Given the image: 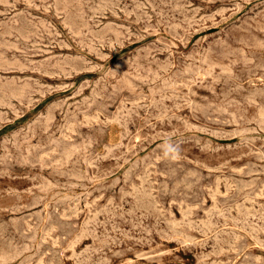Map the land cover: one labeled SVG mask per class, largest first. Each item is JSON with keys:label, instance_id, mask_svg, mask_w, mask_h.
I'll return each instance as SVG.
<instances>
[{"label": "rangeland", "instance_id": "1", "mask_svg": "<svg viewBox=\"0 0 264 264\" xmlns=\"http://www.w3.org/2000/svg\"><path fill=\"white\" fill-rule=\"evenodd\" d=\"M0 21V264H264V0H0Z\"/></svg>", "mask_w": 264, "mask_h": 264}, {"label": "bare ground", "instance_id": "2", "mask_svg": "<svg viewBox=\"0 0 264 264\" xmlns=\"http://www.w3.org/2000/svg\"><path fill=\"white\" fill-rule=\"evenodd\" d=\"M51 1V0H50ZM58 1V0H57ZM60 1V0H59ZM45 2V1H44ZM67 2V1H66ZM75 2V1H74ZM5 3V2H4ZM234 3V2H233ZM238 3V2H237ZM60 4H61V2H60ZM66 4V3H65ZM72 4V3H71ZM44 5V4H43ZM62 5V4H61ZM48 6V5H47ZM65 6V5H64ZM184 6V5H183ZM55 7V6H54ZM60 7V6H59ZM75 7V6H74ZM48 8V7H47ZM186 8H187V6H186ZM44 9V8H43ZM83 9V8H82ZM139 9V8H138ZM58 10V9H57ZM77 10V9H76ZM186 10V9H185ZM7 11V10H6ZM63 11V10H62ZM61 11V12H62ZM71 12V11H70ZM73 12V11H72ZM75 13V12H74ZM79 13V12H78ZM147 13V12H146ZM199 14V13H198ZM57 15V14H56ZM70 15V14H69ZM78 15V14H77ZM71 16V15H70ZM79 16V15H78ZM77 16V17H78ZM130 16V15H129ZM136 16V15H135ZM72 18V17H71ZM190 18V17H189ZM199 18V17H198ZM248 18V17H247ZM38 19V18H37ZM85 20V19H84ZM190 20V19H189ZM193 20V19H192ZM32 21V20H31ZM34 21V20H33ZM65 21V20H64ZM71 21V20H70ZM191 21V20H190ZM1 22V21H0ZM42 22V21H41ZM44 22V21H43ZM192 22V21H191ZM214 22V21H213ZM110 23V22H109ZM190 23V22H189ZM13 24V23H12ZM29 24V23H28ZM43 24V23H42ZM41 24V25H42ZM70 24V23H69ZM31 25V24H30ZM45 25V24H44ZM22 26V25H21ZM168 26V25H167ZM175 26V25H174ZM86 27H87V25H86ZM106 27V26H105ZM250 27V26H249ZM38 28H39V26H38ZM72 28H73V26H72ZM106 29V28H105ZM21 30V29H20ZM27 30V29H26ZM30 30V29H29ZM37 30V29H36ZM102 30V29H101ZM23 31V30H22ZM80 31V30H79ZM175 31V30H174ZM14 32V31H13ZM17 32V31H16ZM29 32V31H28ZM49 32V31H48ZM84 32V31H83ZM130 32V31H129ZM195 32V31H194ZM79 33V32H78ZM175 33V32H174ZM10 34V33H9ZM101 34V33H100ZM103 34V33H102ZM182 34V33H181ZM5 35V34H4ZM8 35V34H7ZM37 35V34H36ZM192 35V34H191ZM215 35V34H214ZM73 36V35H72ZM77 36V35H76ZM80 36V35H79ZM98 36V35H97ZM124 36H126V35H124ZM24 37V36H23ZM27 37V36H26ZM122 37V36H121ZM144 37V36H143ZM4 38V37H3ZM30 38V37H29ZM40 38V37H39ZM55 38V37H54ZM176 38V37H175ZM16 39V38H15ZM24 39V38H23ZM44 39V38H43ZM99 39V38H98ZM231 39V38H230ZM2 40V39H1ZM120 40V39H119ZM20 42V41H19ZM4 43V42H3ZM9 43V42H8ZM14 43V42H13ZM87 43V42H86ZM12 44V43H11ZM15 44V43H14ZM36 44V43H35ZM220 44V43H219ZM37 45V44H36ZM113 45V44H112ZM210 45V44H209ZM16 46H18V45H16ZM203 47V46H202ZM7 48V47H6ZM19 48V47H18ZM27 48V47H26ZM104 48V47H103ZM115 48V47H114ZM63 49V48H62ZM213 49V48H212ZM230 49V48H229ZM39 50V49H38ZM205 50V49H204ZM207 50H208V48H207ZM235 50V49H234ZM24 51V50H23ZM210 51V50H209ZM208 51V52H209ZM218 51V50H217ZM256 51V50H255ZM98 52V51H97ZM216 52V51H215ZM221 52V51H220ZM223 52V51H222ZM258 52V51H257ZM7 53V52H6ZM223 53H225V52H223ZM37 54V53H36ZM211 54V53H210ZM216 54V53H215ZM253 54V53H252ZM255 54V53H254ZM196 55V54H195ZM62 56V55H61ZM153 56H155V55H153ZM205 56H206V54H205ZM259 56V55H258ZM67 57V56H66ZM169 57V56H168ZM202 58V57H201ZM54 59V58H53ZM205 59V58H204ZM19 60V59H18ZM31 60H33V59H31ZM83 60V59H82ZM213 61V60H212ZM31 62V61H30ZM62 62V61H61ZM217 62V61H216ZM39 63V62H38ZM84 63V62H83ZM155 63V62H154ZM190 63V62H189ZM26 64V63H25ZM50 64V63H49ZM55 64H56V62H55ZM66 64V63H65ZM187 64V63H186ZM9 65V64H8ZM68 65V64H67ZM95 65V64H94ZM213 66V65H212ZM219 66V65H218ZM28 67V66H27ZM221 67V66H220ZM29 68V67H28ZM83 68V67H82ZM94 68V67H93ZM3 70V69H2ZM180 71V70H179ZM190 71V70H189ZM65 73V72H64ZM53 74H55V73H53ZM126 74V73H125ZM217 74H218V72H217ZM224 74V73H223ZM19 75V74H18ZM30 76V75H29ZM55 76V75H54ZM70 76V75H69ZM191 76V75H190ZM254 76V75H253ZM250 77H252V76H250ZM25 78H27V77H25ZM167 78V77H166ZM182 78V77H181ZM197 78V77H196ZM189 79V78H188ZM135 80H136V78H135ZM182 80V79H181ZM187 80V79H186ZM248 80V79H247ZM246 80V81H247ZM214 81V80H213ZM258 81V80H257ZM260 81V80H259ZM27 82V81H26ZM179 82V81H178ZM182 83V82H181ZM242 83V82H241ZM186 84V83H185ZM174 85H175V83H174ZM26 86V85H25ZM241 86V85H240ZM29 87V86H28ZM63 87H65V86H63ZM181 87V86H180ZM179 89V88H178ZM191 89V88H190ZM21 91V90H20ZM151 92V91H150ZM38 93V92H37ZM47 93V92H46ZM77 94V93H76ZM256 94V93H255ZM172 95V94H171ZM176 95V94H175ZM130 97V96H129ZM164 97V96H163ZM172 97V96H171ZM133 99V98H132ZM161 99V98H160ZM183 99H185V98H183ZM135 100V99H134ZM141 100V99H140ZM224 100V99H223ZM142 101V100H141ZM126 102V101H125ZM138 102V101H137ZM30 103V102H29ZM120 103H122V102H120ZM188 103V102H187ZM33 104V103H32ZM178 107V106H177ZM118 108V107H117ZM102 109V108H101ZM18 110V109H17ZM118 110V109H117ZM235 110V109H234ZM237 111V110H236ZM71 112V111H70ZM4 113V112H3ZM87 113V112H86ZM113 113V112H112ZM124 113V112H123ZM168 114V113H167ZM109 115V114H108ZM112 115V114H111ZM192 115V114H191ZM203 115V114H202ZM163 116V115H162ZM188 116V115H187ZM15 117V116H14ZM84 117V116H83ZM98 117V116H97ZM119 117V116H118ZM123 117V116H122ZM156 117V116H155ZM154 117V118H155ZM216 117V116H215ZM100 118V117H99ZM108 118V117H107ZM114 118V117H113ZM152 118V117H151ZM182 118V117H181ZM208 118V117H207ZM213 118V117H212ZM111 119V118H110ZM162 119V118H161ZM115 121V120H114ZM135 121V120H134ZM199 121V120H198ZM70 122V121H69ZM92 123V122H91ZM184 123V122H183ZM210 123V122H209ZM174 127V126H173ZM196 128V127H195ZM247 128V127H246ZM254 128V127H253ZM191 129V128H190ZM231 131V130H230ZM76 133V132H75ZM149 133V132H148ZM159 133V132H158ZM229 133V132H228ZM72 134V133H71ZM80 134V133H79ZM128 134V133H127ZM150 135V134H149ZM170 135V134H169ZM231 135V134H230ZM80 136H81V134H80ZM167 136V135H166ZM90 138V137H89ZM156 138V137H155ZM188 138V137H187ZM90 140V139H89ZM68 142V141H67ZM73 142V141H72ZM90 143V142H89ZM106 143V142H105ZM138 143V142H137ZM191 143V142H190ZM196 143V142H195ZM79 145H81V144H79ZM244 146V145H243ZM112 147V146H111ZM251 148V147H250ZM82 149V148H81ZM224 149V148H223ZM229 149V148H228ZM262 149V148H261ZM205 150V149H204ZM252 150V149H251ZM107 151V150H106ZM200 151V150H199ZM158 152H159V150H158ZM80 153V152H79ZM157 153V152H156ZM107 154V153H106ZM222 154V153H221ZM201 155V154H200ZM171 156H172V154H171ZM52 157H53V155H52ZM155 157V156H154ZM153 157V158H154ZM46 158V157H45ZM206 158V157H205ZM209 158V157H208ZM11 159V158H10ZM48 159V158H47ZM90 159V158H89ZM162 159V158H161ZM230 159V158H229ZM250 159V158H249ZM53 160V159H52ZM200 160V159H199ZM206 161V160H205ZM205 161H203V162H205ZM229 161V160H228ZM25 162V161H24ZM118 162V161H117ZM213 162V161H212ZM36 163V162H35ZM38 163V162H37ZM96 163H98L97 161H96ZM197 163V162H196ZM232 163V162H231ZM39 164V163H38ZM245 164V163H244ZM27 165V164H26ZM102 165V164H101ZM106 165H108V164H106ZM147 165V164H146ZM204 165H205V163H204ZM33 166V165H32ZM114 166V165H113ZM153 166V165H152ZM1 167V166H0ZM213 167V166H212ZM241 167V166H240ZM119 168V167H118ZM134 168V167H133ZM205 168V167H204ZM106 169V168H105ZM232 169V168H231ZM21 170V169H20ZM55 170V169H54ZM147 170V169H146ZM215 170V169H214ZM235 170V169H234ZM104 171V170H103ZM218 171V170H217ZM15 172H17V171H15ZM44 172V171H43ZM113 172V171H112ZM153 172V171H152ZM161 173V172H160ZM10 174V173H9ZM66 174V173H65ZM106 174V173H105ZM128 174V173H127ZM154 174V173H153ZM39 175V174H38ZM61 175V174H60ZM227 175V174H226ZM134 176V175H133ZM132 176V177H133ZM152 176V175H151ZM175 176V175H174ZM12 177V176H11ZM61 177V176H60ZM212 177V176H211ZM134 178V177H133ZM210 178V177H209ZM216 178V177H215ZM220 178H222V177H220ZM12 179V178H11ZM31 179V178H30ZM221 180V179H220ZM68 181V180H67ZM222 181V180H221ZM82 182V181H81ZM86 182V181H85ZM134 182V181H133ZM154 182V181H153ZM234 182V181H233ZM6 183V182H5ZM205 183V182H204ZM217 183V182H216ZM109 184V183H108ZM234 184V183H233ZM126 185V184H125ZM239 185V184H238ZM205 186V185H204ZM216 186V185H215ZM229 186V185H228ZM226 187H227V185H226ZM41 188V187H40ZM189 188V187H188ZM230 188V187H229ZM39 189V188H38ZM72 190V189H71ZM132 190H133V188H132ZM185 190V189H184ZM213 191H214V189H212ZM217 190H220V189H218L217 188ZM217 190H216V192H217ZM262 190V189H261ZM33 191V190H32ZM106 191V190H105ZM157 191V190H156ZM189 191V190H188ZM257 191V190H256ZM155 192V191H154ZM180 192V191H179ZM177 193V192H176ZM214 193V192H213ZM261 193V192H260ZM10 194V193H9ZM101 194V193H100ZM103 194V193H102ZM105 194V193H104ZM192 194V193H191ZM227 194V193H226ZM229 194V193H228ZM18 195V194H17ZM110 195V194H109ZM159 195V194H158ZM177 195V194H176ZM180 195V194H179ZM211 195V194H210ZM214 195V194H213ZM86 196V195H85ZM98 196V195H97ZM259 196H261V195H259ZM108 197V196H107ZM112 197V196H111ZM204 197V196H203ZM212 197V196H211ZM217 197V196H216ZM26 198V197H25ZM89 198V197H88ZM121 198V197H120ZM192 198V197H191ZM215 198V197H214ZM251 198V197H250ZM14 200H16V199H14ZM61 200V199H60ZM95 200V199H94ZM208 200V199H207ZM216 200V199H215ZM32 201V200H31ZM94 202V201H93ZM160 202V201H159ZM205 202V201H204ZM238 202V201H237ZM253 202V201H252ZM2 204V203H1ZM76 204V203H75ZM91 204V203H90ZM219 204V203H218ZM258 204V203H257ZM169 205H170V203H169ZM197 205V204H196ZM222 205V204H221ZM167 206V205H166ZM183 206V205H182ZM199 206V205H198ZM28 207V206H27ZM92 207H94V206H92ZM193 207V206H192ZM195 207H197V206H195ZM200 207V206H199ZM214 207V206H213ZM216 207V206H215ZM58 208V207H57ZM62 208V207H61ZM207 208H208V206H207ZM27 209V208H26ZM84 209V208H83ZM93 209V208H92ZM105 209V208H104ZM169 209V208H168ZM87 210H88V208H87ZM185 210V209H184ZM188 210V209H187ZM199 210V209H198ZM156 211V210H155ZM96 212V211H95ZM169 212V211H168ZM171 212H173V211H171ZM193 212V211H192ZM16 213V212H15ZM162 213V212H161ZM206 213V212H205ZM107 214V213H106ZM137 214V213H136ZM158 214V213H157ZM160 214V213H159ZM191 214H193V213H191ZM73 215H75V214H73ZM77 215V214H76ZM163 215V214H162ZM190 215V214H189ZM62 216V215H61ZM82 216V215H81ZM80 216V217H81ZM94 216V215H93ZM116 216V215H115ZM184 216V215H183ZM194 217V216H193ZM206 217V216H205ZM94 218H96V217H94ZM188 218V217H187ZM221 218V217H220ZM40 219V218H39ZM58 219V218H57ZM60 219V218H59ZM84 219V218H83ZM108 219V218H107ZM35 220V219H34ZM162 220V219H161ZM193 220V219H192ZM195 220V219H194ZM172 221H173V219H172ZM24 222V221H23ZM84 223V222H83ZM89 223V222H88ZM3 224V223H2ZM28 224V223H27ZM168 224V223H167ZM91 225V224H90ZM133 225V224H132ZM50 226V225H49ZM182 226V225H181ZM3 227H5V226H3ZM33 227V226H32ZM219 227V226H218ZM56 228V227H55ZM83 228V227H82ZM95 228V227H94ZM158 228V227H157ZM87 229V228H86ZM142 229V228H141ZM82 231V230H81ZM263 231V230H262ZM191 232V231H190ZM48 233H50V232H48ZM82 233V232H81ZM80 233V234H81ZM156 233V232H155ZM84 234V233H83ZM48 235V234H47ZM165 235V234H164ZM212 235V234H211ZM264 235V234H263ZM141 236V235H140ZM172 236V235H171ZM200 236V235H199ZM241 236V235H240ZM46 237V236H45ZM111 237V236H110ZM187 237V236H186ZM12 238V237H11ZM169 238V237H168ZM192 238V237H191ZM253 238V237H252ZM241 239V238H240ZM239 239V240H240ZM47 240V239H46ZM254 240V239H253ZM10 241V240H9ZM203 241V240H202ZM244 241V240H243ZM257 241V240H256ZM12 242V241H11ZM69 242V241H68ZM197 242V241H196ZM79 243V242H78ZM184 243H186V242H184ZM179 244V243H178ZM152 245V244H151ZM188 245V244H187ZM71 246V245H70ZM250 246V245H249ZM38 247V246H37ZM235 247V246H234ZM261 247V246H260ZM61 249V248H60ZM69 249V248H68ZM90 249V248H89ZM264 249V248H263ZM55 250V249H54ZM57 250V249H56ZM59 250V249H58ZM50 251V250H49ZM60 251V250H59ZM58 251V252H59ZM122 252V251H121ZM169 252V251H168ZM36 253V252H35ZM165 253V252H164ZM13 255V254H12ZM101 255V254H100ZM248 255V254H247ZM0 256H2V255H0ZM62 256V255H61ZM237 256V255H236ZM16 257V256H15ZM77 257V256H76ZM117 257V256H116ZM122 257V256H121ZM176 257V256H175ZM178 257V256H177ZM69 258V257H68ZM182 259V258H181ZM9 260V259H8ZM256 260H257V258H256ZM229 261V260H228ZM227 261V262H228ZM222 262V261H221ZM35 264V263H34ZM76 264V263H75Z\"/></svg>", "mask_w": 264, "mask_h": 264}, {"label": "clouds", "instance_id": "3", "mask_svg": "<svg viewBox=\"0 0 264 264\" xmlns=\"http://www.w3.org/2000/svg\"><path fill=\"white\" fill-rule=\"evenodd\" d=\"M177 151L178 149L174 145H172L171 143L168 144L167 149H166L167 153L170 154V153H175Z\"/></svg>", "mask_w": 264, "mask_h": 264}]
</instances>
